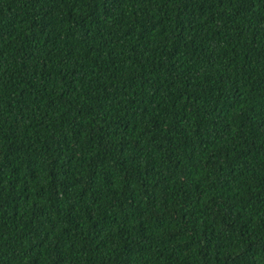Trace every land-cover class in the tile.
Masks as SVG:
<instances>
[{"label":"trees","instance_id":"trees-1","mask_svg":"<svg viewBox=\"0 0 264 264\" xmlns=\"http://www.w3.org/2000/svg\"><path fill=\"white\" fill-rule=\"evenodd\" d=\"M0 264H264V0H0Z\"/></svg>","mask_w":264,"mask_h":264}]
</instances>
